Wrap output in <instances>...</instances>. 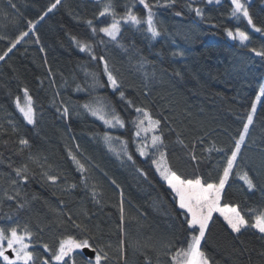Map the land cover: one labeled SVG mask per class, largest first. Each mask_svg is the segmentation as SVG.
Masks as SVG:
<instances>
[{"label": "trees", "instance_id": "obj_1", "mask_svg": "<svg viewBox=\"0 0 264 264\" xmlns=\"http://www.w3.org/2000/svg\"><path fill=\"white\" fill-rule=\"evenodd\" d=\"M241 2L251 24L232 15L231 0H147L160 31L153 37L140 0H60L51 11L55 0H0V55L28 33L0 60V227L8 235L13 227L31 233L25 236L30 264H63L52 255L70 235L102 248L108 259L101 264H176L173 256L198 231L190 230V216L153 161L164 152L182 178L218 183L222 177L264 83V57L252 51H264V0ZM108 3L111 11L101 16ZM128 11L141 24L121 19ZM114 19L120 20L116 39L101 31ZM226 30L246 33L249 43L231 40ZM25 89L33 123L17 106ZM86 104L118 115L123 126L109 127ZM137 108L160 121L156 134L163 145L146 157L135 142L145 119ZM105 134L127 141L126 152ZM221 204L238 207L250 224L264 212V97ZM200 247L210 264H264V233L252 227L234 232L217 214ZM73 258L75 264L91 259L82 250ZM0 264L7 263L0 257Z\"/></svg>", "mask_w": 264, "mask_h": 264}, {"label": "snow or ice", "instance_id": "obj_2", "mask_svg": "<svg viewBox=\"0 0 264 264\" xmlns=\"http://www.w3.org/2000/svg\"><path fill=\"white\" fill-rule=\"evenodd\" d=\"M211 2L212 0H209V3ZM59 3L60 0H55V3H53L49 8V11L54 9ZM140 3L143 4L147 9V30L152 34L153 37L159 36L160 31L154 22L152 6L147 3V0H140ZM231 3L234 5L232 15L235 16L240 13L244 17H247L248 22L251 24L252 18L249 15L248 9L244 6L241 0H231ZM110 11L111 4L108 3L105 5L104 10L100 13V15L103 16ZM194 11L197 13V15H202L201 9L195 8ZM112 14L113 16L115 15L114 13ZM41 19H43V17H41ZM121 19L130 21L135 25H139L142 22L141 18L132 11H128ZM88 23L91 24V21ZM34 26L35 25H32V27ZM252 26L253 28L256 27L255 24ZM93 31H95V29H93ZM101 31L106 33L112 39H116V36L120 31V20L114 19L111 25L102 28ZM256 31H261V29L257 28ZM27 35V32L21 33L12 43V46L7 51H5L3 55H0V60H3L8 55V53L16 47V44L23 40ZM228 35L233 39H239L241 44H244L249 40L247 34L239 30H237L235 34L229 30ZM82 49L90 50L87 44L82 45ZM252 51L257 55L264 57V51H257L255 48H253ZM101 59H103V57H101ZM104 68L107 72L108 80L111 82L112 87L117 88L118 81L116 77L113 76L112 72L108 71L107 61L104 63ZM25 94H27V89H25ZM120 96L123 97L124 93L120 92ZM261 97H264V86L260 88V94L256 98L258 102L260 101ZM129 103H131V101H129ZM17 106L19 107V100H17ZM84 107L88 108L93 115L98 116V118L103 120L106 124L115 126L113 124V120H115L116 124H119L120 126H123L124 124L123 120L118 115H113L111 119H108L102 107L92 108L87 104L84 105ZM20 111L23 113L24 117L29 121V123L34 122V110L31 106L30 96L28 97L27 106L21 107ZM65 111H67V109H65ZM136 111L142 112L144 114L145 118L149 121L151 128L154 129L159 126L160 121L153 120L146 110L137 108ZM255 112L256 105L253 104L251 112L247 116V123L244 125L243 133L241 134L239 141L235 144V150L232 152L231 157L227 160V166L224 168L223 175L219 179L218 183L205 182L204 179L199 176L192 179L182 178L171 169L164 152H159V158L153 161L157 170L160 172V175L167 181V183L175 191L176 196L179 198V207L181 209H185L186 212L190 214L191 218L187 220L190 230H192L194 233L198 231V235H192L191 241L187 248L178 250L176 255L173 256V260L177 261V264H210L205 253L201 250L200 245L201 240L205 237V231L208 227L209 221L212 219L213 213L219 212L220 215L224 217V220L227 221L228 226L234 232L239 233L243 228L252 227L257 229L260 233H264V213L256 215L253 222L250 224L249 221L241 214L238 207H234L229 204H225L223 207H221L220 203L225 183L237 159V155L240 152V147L244 141L245 135L248 133L249 125L253 123V115ZM143 126L144 120H139L136 136H140L141 131H149V128H144ZM104 138L107 142L111 143L112 137H110L108 134H105ZM21 143L26 144L27 141H21ZM122 143L126 145L127 141H122ZM162 145V137L153 135L152 147L159 151V147ZM146 148L147 145H144L138 149L141 155H147V152L145 151ZM72 159L77 163L80 170H85L84 164L80 163L75 155L72 156ZM128 159H132L131 155H128ZM192 159H196L195 155H192ZM20 172L21 169H17V173L19 174ZM24 178L27 179L26 176ZM242 178L246 181L249 188L253 187V182L247 173H244ZM48 179L54 182L57 177L49 176ZM113 183L115 182L113 181ZM76 227L80 228L81 225H76ZM83 230L87 231V228H84ZM9 232L10 235L6 234L5 229L0 227V257H2L3 260L7 262V264H17V261H23L24 264H30V262H33V253L28 250L29 245L24 242L25 236L30 237L31 233L26 229L24 235H19L17 228L15 227L11 228ZM5 241L7 242V248L4 247ZM16 245H19V247H16ZM43 247L48 249L47 244H45ZM91 247L92 244L89 243L87 238L76 239L74 236L70 235L60 241L58 250H56L52 255V260L57 262L62 261L63 264H68V260H65V257H69L72 259V264H75V259L73 258L72 254L78 249ZM8 249H11L15 253V259H11L9 255L6 254ZM94 252V261L89 259L88 264H101L102 260L106 261L108 259L107 253H104L102 248L94 249ZM43 264H49V262L45 260Z\"/></svg>", "mask_w": 264, "mask_h": 264}, {"label": "rangeland", "instance_id": "obj_3", "mask_svg": "<svg viewBox=\"0 0 264 264\" xmlns=\"http://www.w3.org/2000/svg\"><path fill=\"white\" fill-rule=\"evenodd\" d=\"M244 4V3H243ZM244 6H245V4H244ZM246 7V6H245ZM247 8V7H246ZM237 16H241V17H243V18H246L247 20H248V18L247 17H244L242 14H240V13H238L237 14ZM126 22H128V21H126ZM257 28L255 27L254 28V30H256ZM227 32H226V34H227V36L231 39V40H234V41H237L239 44H241V42L239 41V39H233L232 37H230L229 35H228V31L229 30H226ZM232 31V30H231ZM240 31V30H239ZM233 32V34H235L236 32H237V30L236 31H232ZM119 34V33H118ZM117 34V35H118ZM117 37V36H116ZM249 43V40L247 41V42H245L244 44H241L242 46H246L247 44ZM262 86H264V83L262 84ZM261 86V87H262ZM260 94V93H259ZM28 95H24L23 97H22V99L19 101V110H20V108L21 107H26L27 106V104H28ZM261 99V98H260ZM260 102V101H259ZM258 101H256V106L258 105V103H259ZM31 106H32V108H33V103H32V99H31ZM21 112V111H20ZM22 113V112H21ZM105 114H106V116H107V118L108 119H111L112 118V115L111 114H109L108 112H104ZM23 114V113H22ZM26 119V118H25ZM144 120V125H146V124H148L147 126H146V128H150V129H153V128H151V126H150V124H149V122L147 123V120H146V118L145 119H143ZM26 121L27 122H29L27 119H26ZM104 122V121H103ZM113 124L114 125H117L116 124V122H115V120H113ZM109 127H114V126H112V125H109V124H107ZM149 129V131H147V132H145V131H141V133H140V136H136V134H135V139H136V143H137V147H138V149L140 148V147H142V146H144V145H147V148L145 149V151L147 152V155H148V151H149V149L150 148H152V136L153 135H157V136H159L158 134H156V128H154L153 130H150ZM137 131V130H136ZM113 139L111 140V145H113L114 143H117V141H119L118 143H119V145L124 149V152H126V149H125V147H124V143H122V141H124L123 139H121V138H119L118 136H116V137H112ZM109 143H108V146L111 148V149H114V147H112L111 145H110ZM115 152H117V151H115ZM140 153V152H139ZM125 154H127V153H125ZM141 155V154H140ZM142 157H146V155H141ZM156 166V165H155ZM157 169V168H156ZM157 172L159 173V175H160V172L157 170ZM160 177L165 181V183H167V181L160 175ZM168 184V183H167ZM168 186L171 188V186L168 184ZM172 189V188H171ZM173 190V189H172ZM173 193H175V191L173 190ZM176 195V194H175ZM177 197V196H176ZM177 199H178V201H179V198L177 197ZM221 203V202H220ZM224 205H222L221 204V207H223ZM183 210H185V209H183ZM186 211V210H185ZM264 213V212H263ZM214 214H217V215H219L221 218H223L224 219V217L222 216V215H220V213L219 212H216V213H213V215ZM188 215L190 216V214L188 213ZM190 218H191V216H190ZM224 222H226L227 223V221H225L224 220ZM10 235V234H9ZM19 235H21V234H19ZM202 241V240H201ZM24 242L26 243V244H28L29 245V243H28V241H27V238L25 237V240H24ZM4 247L5 248H7V242L5 241L4 242ZM16 247H19V245H16ZM8 250H11V249H8ZM29 251H30V245H29V249H28ZM80 250H82V249H78V250H76L73 254H72V256L74 257V255H75V253L78 251V252H80ZM13 252V251H12ZM7 254V253H6ZM13 254H14V256L13 257H11V256H9L11 259H15V253L13 252ZM7 255H9V254H7ZM2 258V257H1ZM66 258V257H65ZM93 261H94V259H93ZM7 263V262H6ZM17 264H24V262L23 261H17ZM176 264H177V261H176Z\"/></svg>", "mask_w": 264, "mask_h": 264}, {"label": "water", "instance_id": "obj_4", "mask_svg": "<svg viewBox=\"0 0 264 264\" xmlns=\"http://www.w3.org/2000/svg\"><path fill=\"white\" fill-rule=\"evenodd\" d=\"M82 252L86 255L87 258L93 259L95 257L94 248H92V247L82 249ZM7 254H9V256H11V257L14 256L12 250H7Z\"/></svg>", "mask_w": 264, "mask_h": 264}]
</instances>
